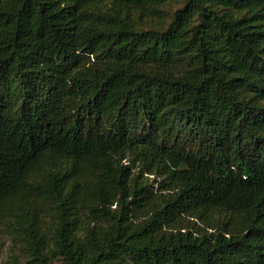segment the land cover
Returning a JSON list of instances; mask_svg holds the SVG:
<instances>
[{"label": "trees", "instance_id": "16d2710c", "mask_svg": "<svg viewBox=\"0 0 264 264\" xmlns=\"http://www.w3.org/2000/svg\"><path fill=\"white\" fill-rule=\"evenodd\" d=\"M6 238L31 264H264V0H0Z\"/></svg>", "mask_w": 264, "mask_h": 264}, {"label": "rangeland", "instance_id": "374dc122", "mask_svg": "<svg viewBox=\"0 0 264 264\" xmlns=\"http://www.w3.org/2000/svg\"><path fill=\"white\" fill-rule=\"evenodd\" d=\"M181 5V1H174L170 3L166 9H168L170 14ZM17 256L19 259V264H31L29 257L26 252L22 249L21 245L17 241H12L9 238L3 240V245L0 247V263H5L12 257ZM54 264H62L59 259H55Z\"/></svg>", "mask_w": 264, "mask_h": 264}]
</instances>
